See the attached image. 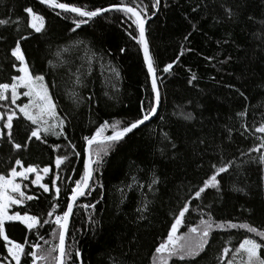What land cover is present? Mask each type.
<instances>
[{"label":"trees","instance_id":"obj_1","mask_svg":"<svg viewBox=\"0 0 264 264\" xmlns=\"http://www.w3.org/2000/svg\"><path fill=\"white\" fill-rule=\"evenodd\" d=\"M57 2L94 10L118 4L119 0ZM124 3L139 4L146 9V36L158 68L162 70L164 65L176 62L169 73H157L163 77L158 115L107 155L102 154V164L92 165L94 190L74 205L65 242L69 255L64 257V264H153L155 247L166 239L174 214H178L175 209L190 187L211 174L210 165L219 161L217 153L209 152L203 157L193 153L197 136L222 144L220 154L242 163L238 170L233 168L230 174H225L221 196L208 190L207 195L202 194V201L191 200L180 233L185 234L189 227L197 226L202 213L211 214L216 223L248 224L264 231V164L259 162L264 147L250 151L264 139V133L255 132V127L264 124V0H160L157 9L152 8L153 0H124ZM27 6L44 17L45 28L40 33L27 27L30 18L23 11ZM197 6L198 10L193 12ZM224 6L232 9L231 18ZM0 19L7 21L0 25V83H11V76L20 74L12 67L13 63L19 65L9 50L21 36H27L20 43L29 71L45 76V83L58 105V115L68 116L64 129L67 139L41 133L44 143L34 137L27 141L29 130L34 126L19 114L13 120L12 143H20L22 147L12 148L8 129L2 128L0 137V174L7 175L17 158L24 167L50 168V174L44 179L49 192L44 193L32 185L31 177L23 181L28 187L22 184V190L38 198L12 205L10 209V214L18 211L21 215L25 212L36 215L40 225L32 232L16 221L6 222L5 227L6 235L14 242L23 243L27 236L26 251L31 250L33 242L40 245L37 253L47 259L37 264H55L58 248L51 249L59 243L58 229L54 223L44 225L43 220L54 219L47 217L52 202L60 204L57 213L66 207V197L73 186L67 177L79 178L83 171V138L91 136L105 122L110 125L121 122L123 126L138 118L142 101L146 102L150 95L151 82L139 45L127 34L126 30L131 29L126 23H120L124 19L122 13H104L73 32L72 21L80 19L74 13L53 10L39 0H0ZM80 41L83 43H78ZM120 48L125 49L123 54ZM102 54L103 59H100ZM108 65L117 69L118 77ZM193 74L196 79L189 86L187 81ZM77 75L82 84L73 83ZM235 89L242 91L247 100ZM72 91L78 93V100L71 96ZM7 97L0 101L1 113L6 107L15 110L10 92ZM17 101L26 103L27 97L21 95ZM245 108L246 115L237 116ZM188 112L195 116L194 121L183 118ZM241 124L250 129L243 136L240 135L243 132ZM229 129L232 130L230 138ZM111 131V128L106 129L104 135H110ZM164 131L175 138L178 152L171 149L166 140L162 143ZM69 142L79 156L71 154ZM25 143L27 147H23ZM54 145L61 147L53 152ZM101 147L103 145L91 147L93 159ZM65 154L69 155V160L61 166L65 170L58 173L53 161L56 155ZM57 174L63 179L57 180L61 191L58 200L53 201L56 193L51 180ZM153 174L160 182L154 186L155 191H149ZM129 184L133 186L129 188ZM236 188L243 191H236ZM145 199L151 202L150 211L147 218L141 220L137 209ZM86 204L95 207H84ZM204 204H211V208H204ZM204 218L207 219V215ZM37 232L43 239L37 240ZM246 237L264 245V240L244 228L214 226L210 247L206 246L205 252L185 261L173 258L169 264H227ZM225 246L230 251L220 261L218 257ZM77 251L79 257L75 255ZM259 254L264 259V246ZM10 258L0 238V260L4 264H15ZM246 259L243 253H236L234 264H242ZM22 264H32L31 257H22Z\"/></svg>","mask_w":264,"mask_h":264},{"label":"snow or ice","instance_id":"obj_2","mask_svg":"<svg viewBox=\"0 0 264 264\" xmlns=\"http://www.w3.org/2000/svg\"><path fill=\"white\" fill-rule=\"evenodd\" d=\"M39 3L42 5H47L53 9H61L64 12L74 13L80 19H74L72 23L74 27L71 31L75 32L76 29H79L82 24L88 23V21L97 17L102 13H106L112 10H115L119 13H122L124 19L120 21L121 24H127L128 29L131 31H127L129 37L139 45V49L142 52L143 62L147 69L148 77L151 82V92L147 97L146 102L142 101L140 115L138 118H134L130 122H127L123 126L121 122H116L114 124H109L105 122L101 124L98 128H96L95 132L91 136H85L84 142V155L85 158L83 160V171L82 174L79 175V178H73V176H68L67 179L71 180L73 186L70 189V194L66 197V207L61 209L59 213H57V209L60 208V204L58 202L51 203V210L47 212V217L54 219H44L43 224L48 225L50 223H54L58 229V245L51 249V251H55L58 248V255L54 257L55 264H64V257L69 255L66 252L65 247V236L68 229L69 219L73 214L74 205L78 201L79 198L84 197L86 195H90L91 191L94 190L93 184L90 183L94 181V171L93 164L99 166L102 164V154L107 155L108 152L118 145L121 141L125 139L128 134L133 133L134 130L139 129L141 126H147L146 122L151 121L153 117L158 115V108L162 103V97L160 92V86L163 83V77L158 76V71H162V73L167 74L173 68V64L176 62L175 60L171 63H168L163 66L162 70L158 68L156 65L153 56L150 53V48L148 41L145 35V17L147 16V11L145 8L140 7L139 4L136 6H130L124 3V0H119L118 4H113L109 7H97L94 10H85L78 6H70L68 3L60 2L57 0H39ZM160 4V0H153L152 8L157 9ZM198 10V6L192 9L193 12ZM24 13H26L28 20L27 27L34 30L36 33H40L45 28V20L42 15L34 12L31 6H27L23 8ZM224 11L227 14L228 18L232 16V9L228 6H224ZM155 14V13H153ZM60 15V13H57ZM86 18V19H85ZM7 21L0 19V25L6 24ZM134 26V28H133ZM2 39V37H0ZM27 39V36H21L18 40L15 41V46L10 48V55L18 62L12 64L13 69H15L19 75L11 76V83H0V101H5L8 99L5 93L10 91L11 94V105L15 106V110L11 108H7L4 113H0V120L4 119L6 115V120L2 127L4 129H8V137L9 143L12 144L13 149L19 150L22 145L20 143H12L13 138V120L19 115H22L25 121H29L31 127L29 130V134L27 135V141H31L34 137L37 141L44 143L45 141L42 139L41 133L44 136L49 134L55 135L57 137L64 136L67 139V136L64 135L65 124L68 122V116H59L57 109L58 105L54 101L48 85L45 83V76L43 74H33L29 71V67L25 61V56L21 50L20 40ZM185 40L188 39L187 36L184 37ZM227 41H225L226 43ZM78 43H83L82 41ZM120 52L123 54L125 52L124 48H120ZM183 51L181 52V55ZM110 55V53H108ZM100 59H103V54ZM206 59L211 60V57H206ZM176 60H179V56L176 57ZM226 61H221V63H225ZM110 71L119 76V72L117 69L111 65H108ZM196 79V76L193 74L187 81L189 86L193 85V81ZM74 84L79 85L82 84V80L79 75L76 76L73 81ZM231 87V86H229ZM23 89L24 91L20 92L18 90ZM235 91L245 100L247 97L245 94L239 89H235ZM27 97V102H21L17 104V100L20 96ZM71 96L79 99L78 93L75 91L71 92ZM91 99V97H89ZM246 115V108L244 111L238 112L237 116L243 117ZM183 118L188 122H192L195 120V116L192 115L191 112L183 114ZM111 128V135H104L106 129ZM241 128H243V132L240 135H244L250 131L247 125L241 124ZM59 129V131H57ZM255 132L264 133V124H261L258 127H255ZM232 130H228V137H231ZM257 139H260L257 137ZM167 141L170 145L171 149L179 151L177 147V143L175 142V138L169 136V134L164 131L162 132V143L163 141ZM193 153H199L201 157L209 152L219 154V161L216 163H212L210 165L211 174L206 175V178L202 180L198 185H194L189 188L188 193L186 194L185 199L182 203H180L175 212L178 214H174L173 222L171 223L170 230L167 233V237L163 240L158 246L155 247L154 255H153V264H169V260L176 258L180 261H185L188 259H194L201 255V253L206 251V246L210 247V235L213 231L214 226L220 229H237L244 228L250 233H254L256 236H259L261 240H264V231H258L257 228L252 227L248 224H236L227 222L225 223H216L212 215L209 213H202L201 218L198 222L197 226L189 227L188 234L184 236L178 237L176 233L178 232L180 226L184 223V218L186 213L190 210V202L191 200H203L204 195H207L208 190H214L218 196H221L223 193V184L225 174H230V169H239L241 167L242 162H237V159H226L222 154V144L210 143L206 137L197 136L195 141L193 142ZM93 145H103V147L98 148L95 152V159H93L90 154V148ZM69 146L72 149L71 154L79 156L80 154L75 151V146L71 145L69 142ZM203 146V148H201ZM23 147H27V143L23 145ZM61 145L52 146L53 152L59 149ZM260 147H264V139H261V143L258 146L253 147L250 151H258ZM245 155L241 153V156ZM69 160V155H56L53 161L55 165V169L58 170V173L63 172L65 169H62L61 166L65 163V161ZM259 162L264 164V155L259 157ZM202 166V164H198V167ZM17 168L20 170L18 171ZM74 172V169L72 170ZM48 174L50 172V168L45 166L42 169L38 166L34 167L29 165L28 167H24L22 165L21 159H15L14 165L9 169L7 175L0 174V238L4 241V247L7 250L8 256L11 257L12 261H15V264H22V257L30 256L32 264H37V261L47 259L46 256L40 255L37 253V248L40 247L38 243L30 244V251H26L25 245L29 243L27 236L23 243H17L11 240L6 235V227L5 221H19L29 232L36 230L37 226L40 225L41 221L36 215H29L27 212L24 215H21L20 212H14L9 215L8 210L12 205H22L26 201H32L37 199L38 197L35 195H26L24 191H22L23 181L29 180V174L35 173V179H32L30 183L32 185H38L39 189H42L44 193L49 192V185L47 183H42V175ZM17 178H20V182H17ZM63 179V177L59 174L55 176L51 180L52 187L55 189L56 195L52 197L53 201H57L60 195V188L57 187V180ZM132 181H136V177H132ZM159 177H156L153 174V178L148 185L149 191H155V185L159 183ZM133 185L129 184L128 187L131 188ZM139 187L143 188V184H139ZM24 188H27V184H23ZM236 191H243V189L236 188ZM151 202L147 199L143 201V205L138 207L137 211L140 213L139 219L143 220L147 218V213L150 211L149 204ZM84 207L94 208V204H86ZM204 208H211V204H204ZM204 215H207V219L204 218ZM43 239V237L39 236L37 232V240ZM261 243H258L255 239L252 238H244L239 246L235 248L233 253V258L227 261V264H234L235 254L243 253L246 256V261H242V264H264V259L261 258L259 252L262 248ZM230 249L228 247H224L221 256L218 257L220 261L223 260L225 256L228 255ZM76 257L80 256V253L77 251L75 253ZM0 264H4L3 260H0Z\"/></svg>","mask_w":264,"mask_h":264},{"label":"rangeland","instance_id":"obj_3","mask_svg":"<svg viewBox=\"0 0 264 264\" xmlns=\"http://www.w3.org/2000/svg\"><path fill=\"white\" fill-rule=\"evenodd\" d=\"M9 92H10V91H9ZM7 94H8V92L5 93L6 97H7ZM17 102H18V101H17ZM17 104H20V103H17ZM0 113H1V112H0ZM2 113H3V112H2ZM6 118H7V117H6V115H5V116H4V119H3V120H0V137H1L2 132H3V131H2V130H3V129H2V128H3L2 125H3V123H4V120H6ZM17 170L19 171L20 169L18 168ZM49 174H50V172H49L48 174H43L42 172L40 173V175H42V177H43V179H42V181H41L42 183H44V181H45L44 179H46V178L48 177ZM35 175H36L35 173H30V174H29V179H30L31 177H33V179H35ZM17 182H20V178H17ZM34 186H37V187H38V185H34ZM21 190H22V189H21ZM22 191H23V190H22ZM10 209H11V207H10L9 210H8V214H9V215H11V214H10ZM6 222H8V221H5V223H6ZM180 228H181V226H180ZM180 228H179L178 232L176 233V235H177L178 237H180V236H184V235L188 234V232H186L185 234H181V233H180ZM260 239H261V238H260ZM10 259H11V258H10ZM13 262L15 263V261H13Z\"/></svg>","mask_w":264,"mask_h":264},{"label":"water","instance_id":"obj_4","mask_svg":"<svg viewBox=\"0 0 264 264\" xmlns=\"http://www.w3.org/2000/svg\"><path fill=\"white\" fill-rule=\"evenodd\" d=\"M53 9V8H52ZM53 10H57V11H61V12H64L63 10H61V9H53ZM113 11H115V10H112V11H109V12H113ZM66 13H69V12H66ZM107 13V12H106ZM102 14H104V13H102ZM102 14H100V15H102ZM100 15H98V16H100ZM145 26H146V21H145ZM145 35H146V31H145ZM146 39H147V36H146ZM148 41V40H147ZM159 109V108H158ZM154 118V117H153ZM152 118V119H153ZM151 119V120H152ZM137 130V129H136ZM136 130H134V132L136 131ZM130 134H132V133H130ZM130 134H128V136L130 135ZM111 135V134H110ZM127 137V136H126ZM125 137V138H126ZM92 147V146H91ZM91 149V148H90ZM91 183V182H90ZM80 199V198H79ZM69 222H70V219H69ZM69 225V224H68ZM66 236H67V232H66ZM66 236H65V242H66ZM59 254V253H58ZM64 259V258H63Z\"/></svg>","mask_w":264,"mask_h":264},{"label":"crops","instance_id":"obj_5","mask_svg":"<svg viewBox=\"0 0 264 264\" xmlns=\"http://www.w3.org/2000/svg\"><path fill=\"white\" fill-rule=\"evenodd\" d=\"M8 222H11V221H8ZM16 222H19V221H16Z\"/></svg>","mask_w":264,"mask_h":264}]
</instances>
